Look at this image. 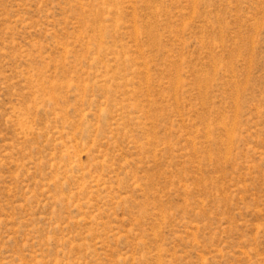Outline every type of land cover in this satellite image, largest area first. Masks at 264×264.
I'll return each instance as SVG.
<instances>
[{
	"label": "rangeland",
	"instance_id": "rangeland-1",
	"mask_svg": "<svg viewBox=\"0 0 264 264\" xmlns=\"http://www.w3.org/2000/svg\"><path fill=\"white\" fill-rule=\"evenodd\" d=\"M0 264H264V0H0Z\"/></svg>",
	"mask_w": 264,
	"mask_h": 264
}]
</instances>
